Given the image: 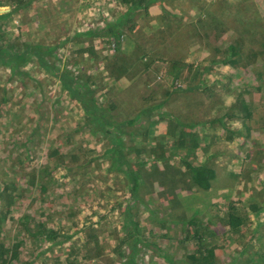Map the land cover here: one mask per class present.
<instances>
[{
    "label": "rangeland",
    "instance_id": "374dc122",
    "mask_svg": "<svg viewBox=\"0 0 264 264\" xmlns=\"http://www.w3.org/2000/svg\"><path fill=\"white\" fill-rule=\"evenodd\" d=\"M174 2L177 14L0 0V47L27 57L0 63V192L14 198L0 200L1 240L19 244L15 264H191L199 246L214 264H264V0ZM117 19L119 42L94 35ZM177 120L195 123L188 155ZM184 157L214 169L208 189Z\"/></svg>",
    "mask_w": 264,
    "mask_h": 264
},
{
    "label": "trees",
    "instance_id": "16d2710c",
    "mask_svg": "<svg viewBox=\"0 0 264 264\" xmlns=\"http://www.w3.org/2000/svg\"><path fill=\"white\" fill-rule=\"evenodd\" d=\"M22 1V0H21ZM124 3L132 2V10L136 9L138 6L143 5L144 10L147 11L146 5L149 3L150 0H122ZM9 14V12H2L0 13V18L5 17ZM121 19H117L115 23H108L104 28H102L98 32H94V35L97 37H113L118 40L119 42V34L121 31V23L124 25L126 22L122 21ZM131 26H129V29ZM229 48L233 49V45H229ZM10 48L7 46L0 47V63L4 65H8L9 67L15 68V66H19L21 62L27 61V57L25 52H12ZM79 51L88 52L89 54H93L94 50L92 47L88 48H80ZM39 54V52H35ZM234 53V51H233ZM224 63H233L234 60L230 57L223 61ZM175 63V62H173ZM10 64V65H9ZM181 65V64H180ZM191 67V66H190ZM176 69V66H175ZM66 77V76H65ZM87 89V88H86ZM81 95H84L83 93ZM78 96L79 100L84 103V107L86 109L89 108L90 112L96 114L95 103L92 101L90 105H87V100H83V98ZM134 119L126 121V123H132ZM195 126V123L192 122H181L179 120L176 121L174 124L171 132L174 135L173 142H174V149L178 152H185L186 155L190 154L195 148L198 147V140L195 138V135L191 130H186L187 128L192 129ZM174 154H170L172 157ZM124 156H119L117 161H121ZM167 158L165 155H160L155 157L156 161L159 160H166ZM182 164H185L186 167L189 169L191 174V181L192 183L199 188L208 189L211 185V179L215 176V171L212 167L207 165H195L190 160H186L185 157L182 158ZM125 162L123 159L121 162ZM123 162V163H124ZM129 173V178L131 180V190L135 192L139 186L138 177L135 173L127 171ZM5 187L4 190L0 192V200L3 203V206L9 207L13 204L14 198L12 194H5ZM249 209L253 213H258L260 211V207L255 203L249 204ZM1 221V217H0ZM244 222V219L236 214L227 213V221L226 224L230 226V228L234 231L238 229L240 225ZM191 224H198L195 219L189 221ZM50 234V233H49ZM18 246L19 244H13L12 246H7L4 241L1 240V223H0V264H15V261L18 259ZM199 246L195 250V253L190 256L191 264H214L215 263V252L213 247L209 248H201ZM163 257L167 260L169 258L163 254ZM68 264H75L73 262H69ZM77 264V263H76Z\"/></svg>",
    "mask_w": 264,
    "mask_h": 264
},
{
    "label": "crops",
    "instance_id": "0c3cea01",
    "mask_svg": "<svg viewBox=\"0 0 264 264\" xmlns=\"http://www.w3.org/2000/svg\"><path fill=\"white\" fill-rule=\"evenodd\" d=\"M148 4L146 5V7H148L149 13H152V11L154 13H162L166 11V13L177 14L176 12L178 10V6L174 2V0H150Z\"/></svg>",
    "mask_w": 264,
    "mask_h": 264
},
{
    "label": "water",
    "instance_id": "95a60500",
    "mask_svg": "<svg viewBox=\"0 0 264 264\" xmlns=\"http://www.w3.org/2000/svg\"><path fill=\"white\" fill-rule=\"evenodd\" d=\"M4 11V9H0V12Z\"/></svg>",
    "mask_w": 264,
    "mask_h": 264
}]
</instances>
